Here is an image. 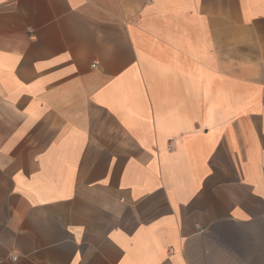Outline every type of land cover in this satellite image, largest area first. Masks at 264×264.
Segmentation results:
<instances>
[{"label": "crops", "instance_id": "obj_1", "mask_svg": "<svg viewBox=\"0 0 264 264\" xmlns=\"http://www.w3.org/2000/svg\"><path fill=\"white\" fill-rule=\"evenodd\" d=\"M0 264H264V0H0Z\"/></svg>", "mask_w": 264, "mask_h": 264}, {"label": "built area", "instance_id": "obj_2", "mask_svg": "<svg viewBox=\"0 0 264 264\" xmlns=\"http://www.w3.org/2000/svg\"><path fill=\"white\" fill-rule=\"evenodd\" d=\"M171 147H172V143L169 142V144H168V148H171Z\"/></svg>", "mask_w": 264, "mask_h": 264}]
</instances>
